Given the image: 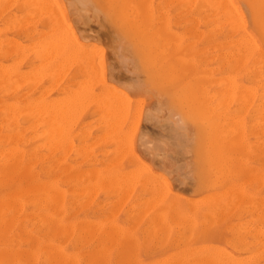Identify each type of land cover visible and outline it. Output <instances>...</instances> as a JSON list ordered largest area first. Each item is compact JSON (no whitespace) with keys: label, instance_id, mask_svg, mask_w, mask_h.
I'll list each match as a JSON object with an SVG mask.
<instances>
[{"label":"rangeland","instance_id":"1","mask_svg":"<svg viewBox=\"0 0 264 264\" xmlns=\"http://www.w3.org/2000/svg\"><path fill=\"white\" fill-rule=\"evenodd\" d=\"M13 1L0 3V152L3 150L0 153V264H47V251L42 253V250L50 241L53 226L54 232L62 231L56 243L77 257L80 264L95 260L102 264H231L238 257H243V264L244 260L245 264H264V57H258L256 64L252 59L244 60L229 73L223 56L226 41L233 44L241 35L231 24L224 23L221 13L205 5H186L179 0H122L131 8L117 0H48L52 7L44 0L49 8L47 4L45 8L41 4V8L39 5L34 8L37 0L33 5L29 3L32 0L28 4L26 0ZM236 3L247 30L263 46L250 3L248 0H236ZM2 6L7 8L4 10ZM25 15L31 23L27 20L24 24ZM66 27L68 30L63 32L69 36L62 32L61 37ZM141 37H145L143 42ZM43 40L52 41L51 44L56 40V46L63 49L59 51L55 46L52 52L57 53L55 58L48 52L51 60L43 61L47 65L41 66L38 64L42 63L41 55L39 59L37 55L46 49L41 51V46L49 42L45 44ZM75 40L82 46L78 51ZM32 42L39 45L37 50ZM70 54L76 55L75 59L70 60L73 58ZM90 54L96 56L91 62ZM62 57L69 63L66 67L63 64L66 60L61 65L58 62ZM92 60L98 62L95 65L98 70ZM36 65L40 68L35 69ZM57 66L62 68L60 72L54 70ZM90 69L96 74L89 72ZM33 75L37 76L36 81ZM227 75L233 76L238 84L235 93L229 96ZM103 88L109 95H104ZM114 93L123 104L126 101L122 109H116L115 115L117 102L109 109L111 102L118 99L111 100ZM69 98L71 103L67 101ZM106 100L107 104H103ZM47 105L49 108L45 109ZM38 107L42 112L38 113ZM108 109L112 112L110 117H106L110 114ZM120 111L123 116L119 115ZM47 117L54 118L46 122ZM46 127L50 135L44 132ZM52 128L56 132H49ZM52 133L58 134L57 137H51ZM130 173L132 178L136 177L130 180ZM158 185L163 190L159 188L160 196L154 188ZM27 189L32 193L27 194ZM150 191L157 193L151 195ZM27 198L30 199L26 201ZM105 228L111 230L114 240ZM75 231L85 235H76ZM111 241L113 244L109 245ZM245 254L253 260L250 256L247 260ZM228 256H234L235 260H228Z\"/></svg>","mask_w":264,"mask_h":264},{"label":"bare ground","instance_id":"2","mask_svg":"<svg viewBox=\"0 0 264 264\" xmlns=\"http://www.w3.org/2000/svg\"><path fill=\"white\" fill-rule=\"evenodd\" d=\"M8 1V0H7ZM7 1L5 0V4L7 3ZM11 1V0H10ZM13 1V0H12ZM15 1V0H14ZM14 1H13V3H14ZM19 1V0H18ZM17 1V2H18ZM21 1V0H20ZM25 1V0H24ZM28 1L29 0H26V2L25 3H27L28 4ZM34 1H36V0H32L31 2H29V3H31L32 5L34 4L33 2ZM42 0H37L36 2H38L37 4L35 3L34 4V8H35V6H36V8L38 7V5H39V7L38 8H41V5L43 6V5H45L44 6V8L46 7V4H47V6L49 5L48 3H50V5L52 6V4H51V2H53V1H51V2H49L48 0H45V2H47L48 1V3H44V0L42 1L44 4H42V2H41ZM112 1V0H111ZM137 1V0H136ZM180 2H184L186 5H205L208 9H214V10H216V11H218V13H221L222 15H223V17H224V19H225V22L224 23H229V24H231V26L233 27V29L235 30V31H237L238 33H240V37L236 40V41H234V43L232 44V41H226V42H228V43H226L227 45L225 46V49H226V51L224 52V54H223V56H224V59H225V62L226 63H228V65H229V73H231V72H233V71H235L237 68H239V66L241 65V63L244 61V60H249V59H252V61L254 62V64H256L257 62H258V57H264V45L263 46H260L259 45V43L255 40V38H254V36H253V34L250 32V31H248L247 30V28H246V26H245V22H244V20H243V17H242V12H241V10H240V7H239V5H237V3H236V0H179ZM121 3L122 4V6L124 5H129L128 3H122L123 1L122 0H117V3ZM172 2V1H171ZM248 2L250 3V7H251V10H252V14H253V20H254V23H255V26H256V29L258 30V32L261 34V37H262V40H263V43H264V1L263 0H248ZM0 3H1V0H0ZM19 3V2H18ZM115 4H116V1L114 2ZM30 4V5H31ZM41 4V5H40ZM111 4V3H110ZM120 4V5H121ZM184 4V5H185ZM2 5V4H1ZM8 5V4H7ZM6 5V6H7ZM18 5V4H17ZM53 5H54V3H53ZM56 5V4H55ZM54 5V6H55ZM113 5V4H112ZM138 5V4H137ZM10 6V5H9ZM26 6V5H25ZM51 6H50V8H51ZM118 6V5H117ZM129 6H131V5H129ZM3 7V6H2ZM30 7V6H29ZM33 7V6H32ZM53 7V6H52ZM64 7V6H63ZM128 7V6H127ZM5 8H7V7H3V9L5 10ZM43 8V9H44ZM47 8H49V6L47 7ZM60 8H62L61 6H60ZM117 8V7H116ZM131 8H132V6H131ZM2 9V10H3ZM1 10V9H0ZM45 10V9H44ZM51 10V9H50ZM52 10H53V8H52ZM54 10H55V8H54ZM130 10V9H129ZM140 10V9H139ZM32 11H34V10H31V14H33L34 12H32ZM37 11H39V9H37ZM36 11V9H35V12H37ZM40 11H41V9H40ZM47 11V10H46ZM58 11V10H57ZM5 12V11H4ZM27 12H30V10L28 11V9H27ZM27 12H23V13H27ZM50 12V11H49ZM55 12V11H54ZM62 12V11H61ZM116 12H119V11H116ZM115 12V13H116ZM140 12V11H139ZM142 12V11H141ZM140 12V13H141ZM9 13V12H8ZM12 13H13V11H12ZM22 13V14H23ZM45 13V12H44ZM47 13V12H46ZM45 13V14H46ZM64 13V12H63ZM124 13V12H123ZM198 13V12H197ZM15 14H17V13H15ZM54 14V13H53ZM61 14V13H60ZM118 15H120L119 13H117ZM18 15H19V13H18ZM30 14H28L27 16H29ZM56 15H57V13H56ZM56 15L54 16V17H56ZM59 15V14H58ZM11 16V15H10ZM21 16V15H20ZM27 16L25 15V17H23L25 20H26V18H27ZM33 16V15H32ZM19 17V16H18ZM121 17V16H120ZM207 17H209V16H207ZM4 17H2V19H3ZM22 18V19H23ZM31 18V17H30ZM51 18V17H50ZM59 18H60V16H59ZM58 18V20H57V23L60 21V19L62 18H60L59 19ZM118 18H119V16H118ZM125 18V17H124ZM136 18V17H135ZM206 18V17H205ZM4 19H6V18H4ZM12 19V18H11ZM18 19V18H17ZM22 19H21V21H22ZM32 19H34V18H32ZM63 19V18H62ZM140 19V18H139ZM176 19V18H175ZM20 20V19H19ZM28 20V19H27ZM27 20L26 21H24V24H25V22H27ZM223 20V19H222ZM3 21V20H2ZM21 21H19V22H21ZM51 21H53V20H51ZM207 21V20H206ZM14 22H15V20H14ZM23 22V21H22ZM28 22H30V20H28ZM124 22V21H123ZM133 22V21H132ZM136 22H138V21H136ZM214 22V21H213ZM220 22V21H219ZM0 23H1V19H0ZM12 23V22H11ZM31 23V22H30ZM121 23V22H120ZM134 23V22H133ZM140 23H142L143 24V22H140ZM5 24H6V22H5ZM32 24H33V22H32ZM35 24V23H34ZM62 23H60V25H61ZM138 24H139V22H138ZM223 24V23H222ZM17 25V24H16ZM58 25V24H57ZM56 25V26H57ZM131 25V24H130ZM133 25V24H132ZM141 25V24H140ZM145 25V24H144ZM154 25H156V24H154ZM153 25V26H154ZM8 26V25H7ZM11 26V25H10ZM50 26V25H49ZM62 26V25H61ZM137 26V25H136ZM202 26V25H201ZM22 27V26H21ZM140 27V26H139ZM143 27V26H142ZM232 27L230 28L231 30H232ZM2 27H0V29H1ZM53 28V30H54V26L52 27ZM63 28H64V25H63ZM131 28V27H130ZM133 28V27H132ZM138 28V27H137ZM5 29V28H4ZM7 29V28H6ZM10 29V28H9ZM21 29V28H20ZM41 29V28H40ZM59 29V28H58ZM58 29H56L57 30V32H58ZM66 29L68 30V28L66 27L65 28V30H63L62 29V31L61 30H59V31H61V37H63V35H62V32L63 31H66ZM128 29V28H127ZM138 29H140V28H138ZM190 29V28H189ZM200 29V28H199ZM202 29V28H201ZM213 29V28H212ZM44 30V29H43ZM134 30V29H133ZM136 30V29H135ZM134 30V31H135ZM157 30H159V29H157ZM1 31V30H0ZM21 31V30H20ZM40 31V30H39ZM137 31V30H136ZM141 31V30H140ZM43 32H45V31H43ZM52 32V31H51ZM54 32V31H53ZM132 32V31H131ZM139 32V31H138ZM155 32V31H154ZM187 32V31H186ZM3 33V32H2ZM17 33V32H16ZM41 33V32H40ZM49 33V32H48ZM64 33V32H63ZM133 33V32H132ZM188 33V32H187ZM43 34V33H42ZM52 34V33H51ZM56 35L58 34V33H55ZM54 34V35H55ZM60 34V33H59ZM66 33H64V35H65ZM153 34V33H152ZM177 34V33H176ZM67 35L68 34H66V36L65 37H67ZM137 35H139V34H137ZM29 36V35H28ZM59 35H57V37H58ZM60 36H59V38H60ZM69 36V35H68ZM140 36H141V34H140ZM143 36V35H142ZM147 36V35H146ZM155 36V35H154ZM7 37H9V36H7ZM7 37H6V41H7ZM50 37V36H49ZM56 37V36H55ZM71 37V36H70ZM132 37H134V36H132ZM177 37V36H176ZM197 37V36H196ZM10 38H12V36H10ZM14 38V37H13ZM36 38V37H35ZM57 39L56 38V40L57 41H59L60 39ZM142 38V37H141ZM152 38H154V37H151V39ZM16 39V38H15ZM18 39V38H17ZM16 39V40H17ZM50 39V38H49ZM63 39V38H62ZM62 39L60 40V41H62ZM71 39V38H70ZM73 39V38H72ZM145 40V37H143L142 38V42ZM5 40V39H4ZM42 40V39H41ZM46 40V39H45ZM51 40V39H50ZM56 40H55V43H53V44H51L52 43V41H53V39H52V41H51V43H50V41L49 40H47V41H44V43L46 42H48L46 45H47V47H46V45L44 46V44H43V41H42V44H43V46H41V51L44 49V48H46V49H48V51L46 52V49H44L45 50V52H44V50H43V52H39V54L37 55V57L38 56H43L45 53L47 54L48 52H50V54L52 55V57L53 58H55L54 56L55 55H57V53H55V54H53L52 52H53V48L56 46ZM135 40V39H134ZM146 40H147V38H146ZM149 40V39H148ZM155 40V39H154ZM182 40V39H181ZM213 40V39H212ZM9 41V40H8ZM11 41V40H10ZM18 41H20V40H18ZM64 41H65V38H64ZM64 41H63V43H64ZM192 41V40H191ZM11 42H13V39H12V41ZM16 42V41H15ZM69 42V41H68ZM132 42V41H131ZM137 42V41H136ZM135 42V43H136ZM139 42V41H138ZM141 42V43H142ZM184 42V41H183ZM0 43H2V42H0ZM6 43V42H5ZM18 43V42H17ZM21 43V42H20ZM28 43V42H27ZM33 43L34 42H32V45H33ZM35 43H36V41H35ZM38 43H39V41H38ZM62 43V42H61ZM62 43V44H63ZM65 43H67V40L65 41ZM79 41L78 40H75V45H76V47H78L77 48V51H78V49H80V48H82V46L80 47V45H79ZM147 43V42H146ZM185 43V42H184ZM13 44H14V42H13ZM29 44V43H28ZM51 44V47L49 46V45ZM59 43H57V45H58ZM186 44V43H185ZM22 45V44H21ZM25 45V44H24ZM32 45H31V47H32ZM39 45H41L40 43H39ZM39 45L37 44V46L39 47ZM59 45H61V44H59ZM58 45V46H59ZM141 45V44H140ZM143 45V44H142ZM29 46H30V44H29ZM33 46H35V45H33ZM37 46H35L36 47V49L35 50H37ZM53 46V47H52ZM63 46V45H62ZM61 46V47H62ZM202 46V45H201ZM22 47V46H21ZM27 47V46H26ZM49 47L51 48V49H49ZM73 47V46H72ZM80 47V48H79ZM186 47V46H185ZM198 47V46H197ZM199 47H200V45H199ZM4 48V47H3ZM56 48H58L57 46H56ZM60 48V47H59ZM58 48V49H59ZM145 48V47H144ZM181 48H182V46H181ZM186 48H188V47H186ZM219 48V47H218ZM6 49V48H5ZM17 49V48H16ZM24 49V48H23ZM61 49H63V48H61ZM61 49H59V51L61 50ZM7 51L9 50V48L8 49H6ZM14 50V49H13ZM38 50H39V48H38ZM84 51V49H81L80 50V52H83ZM86 50V52H87V48L85 49ZM90 50V49H89ZM146 50V49H145ZM192 50V49H191ZM11 51V50H10ZM55 51L57 52V49H55ZM58 51V53H60ZM22 52V51H21ZM36 52V51H35ZM71 53H73L72 51H70ZM85 52V51H84ZM84 52L82 53V54H84ZM9 53V52H8ZM17 53V52H16ZM41 53V54H40ZM43 53V54H42ZM92 53V52H91ZM149 53V52H148ZM17 54H19V53H17ZM22 54V53H21ZM35 54V53H34ZM45 54V55H46ZM49 54V53H48ZM47 54V55H48ZM48 55V57H47V55L45 56H43V57H41L40 56V59H39V57H38V59L39 60H41L42 61V63H38V64H40L41 66H44V64H46L45 62L43 63V61H45V60H48V62H49V60H51V55ZM66 54H68V53H66ZM78 54V53H77ZM87 55V57L89 56L88 55V53H86ZM94 54V53H93ZM142 54V53H141ZM65 55V54H64ZM71 55V54H70ZM70 55L68 56V59L70 58ZM91 55V58H89V60L90 59H96V56L95 57H93L94 55H92V54H90ZM140 55V54H139ZM146 55H148V54H146ZM156 55V54H155ZM196 55V54H195ZM35 56V55H34ZM151 56V55H150ZM159 56V55H158ZM164 56V55H163ZM178 56V55H177ZM22 57V56H21ZM50 57V58H49ZM56 57H58V56H56ZM64 57H67V56H64ZM71 57H73L72 55H71ZM75 57H76V55H75ZM75 57H73L72 59H70V60H73V59H75ZM78 57V56H77ZM82 57H85V55H82ZM81 57V58H82ZM86 57V58H87ZM148 57V56H147ZM147 57L145 58V59H147ZM154 56H153V53H152V58H153ZM156 57V56H155ZM155 57H154V59H155ZM161 57V56H160ZM16 58V57H15ZM17 58H18V56H17ZM42 58V59H41ZM43 58H46V59H44L43 60ZM47 58H49V59H47ZM52 58V59H53ZM63 58V57H62ZM80 58V59H81ZM175 58V57H174ZM5 59V58H4ZM61 59V58H60ZM157 59H158V57H157ZM160 59V58H159ZM58 60V59H57ZM62 60H66L67 61V58H63V59H61L60 61H58L59 63L60 62H62ZM17 61V60H16ZM76 61V60H75ZM97 61H98V59H97ZM97 61H94L93 62V60H92V63H94V67L96 68V66H98V62ZM157 61V60H156ZM159 61V60H158ZM190 61V60H189ZM47 62V61H46ZM47 62V63H48ZM51 62V61H50ZM57 62V64H59ZM87 62H89L88 61V59H87ZM90 62H91V60H90ZM161 62V61H160ZM12 63V62H11ZM14 63V62H13ZM66 63H68V61L67 62H63V64H65V67H66ZM71 63H72V61H71ZM96 63V64H95ZM100 63V62H99ZM4 64V63H3ZM36 64V63H35ZM56 64V63H55ZM62 63H60V65H61ZM151 64V63H150ZM157 64H158V62H157ZM165 64V63H164ZM221 64H223L222 62H221ZM5 65V64H4ZM40 65L38 66V65H36V67H35V69H37L38 67L40 68ZM47 65V64H46ZM67 65H69V63L67 64ZM71 65V64H70ZM96 65V66H95ZM156 65V64H155ZM7 66H8V64H7ZM19 66V65H18ZM30 66V65H29ZM38 66V67H37ZM56 66V65H55ZM64 66V65H63ZM102 66V65H101ZM17 67V66H16ZM62 67V66H61ZM178 67V66H177ZM10 68V67H9ZM98 68V67H97ZM96 68V69H97ZM101 68V67H100ZM180 68V67H179ZM255 68V67H254ZM6 69V68H5ZM32 69V68H31ZM62 69V68H61ZM60 69V67L58 68V66H57V68L56 69H54V70H58V72H60L59 70H61ZM89 69V68H88ZM50 70V69H49ZM63 70H64V67H63ZM98 70V69H97ZM179 70V69H178ZM187 70V69H186ZM32 71V70H31ZM45 71H47V70H45ZM93 70H91L90 69V71L89 72H91V73H93L92 72ZM26 72V71H25ZM28 72H29V69H28ZM33 72V71H32ZM31 72V74H29L28 76H30V75H32L33 73ZM40 72V71H39ZM41 72H42V70H41ZM40 72V75L39 76H42V73ZM48 72V71H47ZM51 72V71H50ZM49 72V73H50ZM10 73V72H9ZM16 73H17V71H16ZM36 73H37V71H36ZM56 72H54V74H55ZM98 73V72H97ZM181 73H182V71L180 70V75H181ZM1 74H2V72L0 71V76H1ZM12 74V73H11ZM18 74V73H17ZM44 74V73H43ZM45 74H46V72H45ZM51 74V73H50ZM54 74H53V76H54ZM93 74H96V71H95V73H93ZM255 74V73H254ZM6 75V74H5ZM14 75V74H13ZM19 75V74H18ZM56 75V74H55ZM90 75H92V74H90ZM231 75V74H230ZM230 75H227L226 76V85H227V93H228V96L230 95V94H234L235 93V90H236V88L238 87V84H237V81H236V79L233 77V76H230ZM262 75V74H261ZM7 76V75H6ZM17 76V75H16ZM21 76H23V73H22V75ZM37 76H38V74H37ZM37 76H32L34 79L37 77ZM39 76H38V78H39ZM59 76H60V74H59ZM214 76H215V74H214ZM251 76V75H250ZM56 77V76H55ZM187 77V76H186ZM253 77H255V75H253ZM252 77V78H253ZM16 78V77H15ZM38 78H36L35 79V81L38 79ZM54 78V77H53ZM92 78V77H91ZM222 78V77H221ZM237 78V77H236ZM20 79V78H19ZM31 78H28V80H30ZM192 79V78H191ZM255 79L257 80V79H259V78H257V77H255ZM9 80V79H8ZM12 80V79H11ZM21 80V79H20ZM54 80V79H53ZM92 80H95V79H92ZM17 81L19 82V80H18V78H17ZM32 81V80H31ZM82 81H84V80H82ZM192 81V80H191ZM9 82V81H8ZM11 82V81H10ZM53 82V81H52ZM92 82V81H91ZM195 82V81H194ZM35 83V82H34ZM15 84V83H14ZM19 84V83H18ZM18 84H15L16 86L18 85ZM77 84V83H76ZM88 84V83H87ZM186 84V83H185ZM184 84V85H185ZM187 84H188V82H187ZM189 84H191V82H189ZM245 84V83H244ZM90 85H91V83H90ZM93 85V84H92ZM94 85H95V82H94ZM34 86V85H33ZM88 86V85H87ZM105 86H107L108 87V85H105ZM104 86V87H105ZM112 86V85H111ZM187 86V85H186ZM190 86V85H189ZM219 86V85H218ZM27 87V86H26ZM79 87V86H78ZM83 87H86V86H83ZM7 88V87H6ZM44 88V87H43ZM46 88H48V87H46ZM88 88V87H87ZM90 88V87H89ZM252 88V87H251ZM7 89H9V88H7ZM11 89V88H10ZM78 89V88H77ZM82 89V88H81ZM107 89H111L110 87L109 88H107ZM225 89V88H224ZM255 89V88H254ZM68 90V89H67ZM8 91V90H7ZM70 91V90H69ZM79 91H80V89H79ZM78 91V92H79ZM101 91V90H100ZM103 91H104V88H103ZM110 90H108V92H109ZM15 92V91H14ZM28 92V91H27ZM43 92V91H42ZM41 92V93H42ZM44 92H46L45 90H44ZM71 92V91H70ZM77 92V93H78ZM96 92V91H95ZM94 92V93H95ZM106 92V93H105ZM226 92V91H225ZM261 92V91H260ZM23 93V92H22ZM67 93H69V92H67ZM75 93V92H74ZM80 93H82V92H80ZM105 93V94H104ZM104 95H109L108 93H107V90L106 91H104ZM110 93V92H109ZM112 93V92H111ZM259 93V92H258ZM263 93V92H262ZM18 94V93H17ZM79 94V93H78ZM77 94V95H78ZM101 94H102V92H101ZM103 94H102V96H103ZM225 94V93H224ZM253 94V93H252ZM44 95V94H43ZM69 95H71L70 93H69ZM86 95V94H85ZM239 95V94H238ZM257 95V94H256ZM42 96V95H41ZM53 96V95H52ZM72 96V95H71ZM71 96H69V97H71ZM76 96V95H75ZM79 96H80V94H79ZM112 96V95H111ZM240 96V95H239ZM31 98H32V96H30ZM39 97H40V95H39ZM51 97V96H50ZM64 97H65V95H64ZM77 97V96H76ZM88 97V96H87ZM92 97H93V95H92ZM115 97V98H114ZM119 97H120V95H119ZM123 97V96H122ZM54 98V97H53ZM63 98V97H62ZM96 98H100V96L98 97V94H97V97ZM118 98V97H117ZM116 98V95H115V93H114V95H113V97L111 98V100L112 99H117ZM124 98V97H123ZM225 98H228L227 96H225ZM251 98V97H250ZM20 99V98H19ZM50 98H48L47 100H49ZM51 99H52V97H51ZM60 99V98H59ZM64 99V98H63ZM70 99L71 98H69L67 101H69L70 102ZM74 99H75V97L73 98V100L72 101H74ZM77 99H79V98H77ZM102 99V98H101ZM30 99H27V101H29ZM56 100V99H55ZM82 100V99H81ZM80 100V101H81ZM86 100V99H85ZM100 100V99H99ZM99 100H98V102H99ZM122 99H120V98H118L117 99V101H110L111 102V104H110V107H109V105H108V107H109V109H112V108H114V107H112L111 105H113V102L115 103V102H117L116 104H117V106H118V104H119V106H118V108H117V106H116V108H114V111H113V115H115V111H116V109L119 111L120 109H122L123 107H124V104H126V101H124V104L122 103L123 102V100L121 101ZM226 100V99H225ZM247 100V99H246ZM26 101V102H27ZM35 101H37V100H35ZM39 101V100H38ZM44 101H46V100H44ZM53 101V100H52ZM63 101V100H62ZM79 101V100H78ZM83 101H84V98H83ZM89 101V100H88ZM92 101H95L94 99H92ZM109 101V100H108ZM221 101V100H220ZM222 101H223V99H222ZM236 101V100H235ZM249 101V100H248ZM10 102V101H9ZM25 102V101H24ZM34 102V101H33ZM60 102L61 101H59V104L58 105H60ZM96 102V101H95ZM100 102H101V100H100ZM107 102V100L105 101V103H103V104H107L106 103ZM109 102V103H110ZM122 103V105H120L121 103ZM228 102H230V100L228 101ZM7 103H8V101H7ZM11 103V102H10ZM42 103H43V101H42ZM45 103V102H44ZM47 103V102H46ZM71 103V102H70ZM75 103V102H74ZM78 103V102H77ZM224 103V102H223ZM255 103H258V102H255ZM48 104V103H47ZM65 104V103H64ZM67 104V103H66ZM66 104H65V106H66ZM79 104V103H78ZM89 104V103H88ZM99 104V103H98ZM102 104V103H101ZM41 105V104H40ZM39 105V106H40ZM51 105V104H50ZM57 104H56V106H58ZM63 105V104H62ZM96 105V104H95ZM9 106V105H8ZM41 106H43V104L41 105ZM40 106V107H41ZM45 106V105H44ZM55 106V107H56ZM79 106H81V105H79ZM105 106V105H104ZM121 106V107H120ZM263 106V105H262ZM12 108H13V106H11ZM17 107V106H16ZM33 107H34V103H33ZM36 107V106H35ZM47 107L49 108V106L47 105L46 106V108L45 107H43V108H45V109H47ZM52 107H53V105H52ZM51 107V108H52ZM63 107V106H62ZM82 107V106H81ZM107 107V106H106ZM120 107V108H119ZM259 107V106H258ZM42 108V109H43ZM71 108V107H70ZM79 108V107H78ZM85 108V107H84ZM126 108V107H125ZM257 108V107H256ZM255 108V109H256ZM261 108V107H260ZM6 109V108H5ZM22 109V108H21ZM32 109V108H31ZM35 109V108H34ZM38 109H39V107H38ZM63 109V108H62ZM76 109V108H75ZM80 109V108H79ZM109 109H108V111H109ZM8 110V109H7ZM10 110H12L11 108H10ZM18 110V109H17ZM44 110V109H43ZM50 110V109H49ZM56 110V109H55ZM65 110V109H64ZM68 110V109H67ZM82 110H84V109H82ZM104 110V109H103ZM106 110V109H105ZM21 111V110H20ZM20 111H19V113H20ZM57 111V110H56ZM59 111V110H58ZM69 111V110H68ZM77 111H78V109H77ZM124 111V110H123ZM259 111V110H258ZM4 112H6V110L4 111ZM11 112V111H10ZM22 112V111H21ZM28 113H29V111H27ZM39 112H42L40 109L38 110V113ZM46 112V111H45ZM102 112H104V111H102ZM110 112V111H109ZM24 113V112H23ZM32 113H34V111L32 112ZM49 113H52V112H49ZM64 114H65V112H63ZM68 113V112H67ZM78 113H80V112H78ZM117 113V112H116ZM124 113H125V111H124ZM30 114V113H29ZM44 114V113H43ZM54 114V113H53ZM104 114H107L106 112L104 113ZM118 114V113H117ZM116 114V115H117ZM121 114V111H120V113H119V115ZM3 115V114H2ZM32 115V114H31ZM36 115H37V113H36ZM34 116V117H36V118H38L37 116ZM49 115H51V114H49ZM62 115V114H61ZM110 115H112V112H110V114L108 115V116H106V117H110ZM122 115V114H121ZM120 115V116H121ZM259 115V114H258ZM11 116V115H10ZM43 116V115H42ZM52 116H54V115H52ZM59 116V115H58ZM66 116H68V115H66ZM73 116V115H72ZM123 116V115H122ZM261 116V115H260ZM14 117V116H13ZM15 117H16V114H15ZM65 117V116H64ZM63 117V118H64ZM111 117H114V116H111ZM116 117V116H115ZM114 117V118H115ZM52 118H54V117H52ZM52 118H49V120H48V117H47V121L46 122H48V121H50ZM68 118V117H67ZM117 118V117H116ZM116 118L114 119V120H116ZM11 119V118H10ZM56 119V118H55ZM54 119V120H55ZM112 119V118H111ZM111 119H110V123H109V125L107 124V127L109 126L110 127V124H111ZM120 119V118H119ZM39 120V119H38ZM56 120H58V119H56ZM55 120V121H56ZM109 120V119H108ZM117 120H118V118H117ZM121 120V119H120ZM42 121V120H41ZM45 122V123H46ZM51 122V121H50ZM53 122V121H52ZM64 122H65V120L63 121V124H64ZM112 123H114V121H112ZM60 124V123H59ZM62 123H61V125H63ZM65 125V124H64ZM63 125V126H64ZM80 125V124H79ZM23 126V125H22ZM25 126V125H24ZM53 126V128H54V125H52ZM56 126V125H55ZM34 127V126H33ZM260 127V126H259ZM35 128V127H34ZM46 128H47V131H46ZM46 128H44V132H48V129L49 128H51L50 127V124H49V128L48 127H46ZM50 129V131L49 132H52V131H55L56 132V130L57 129H59V127H56L57 129L56 130H54V129ZM60 128L62 129V126H60ZM64 129V128H63ZM40 130V129H39ZM52 130V131H51ZM34 131V130H33ZM64 131V130H63ZM39 132V131H38ZM44 132H41V134L42 133H44ZM61 132V131H60ZM5 134V133H4ZM39 134V133H38ZM40 134V135H41ZM48 134V133H47ZM53 134V133H52ZM56 133H54L51 137H53L54 135H55ZM58 134H59V131H58ZM58 134H56V135H58ZM64 134V133H63ZM258 134V133H257ZM43 135V134H42ZM48 135H50V134H48ZM55 135V137H57ZM60 135V134H59ZM228 136V135H227ZM260 136V135H259ZM48 137V136H47ZM46 137V141H47V138ZM1 138V137H0ZM5 138V137H4ZM15 139V138H14ZM63 139V138H62ZM61 139V140H62ZM2 140V139H1ZM43 141V140H42ZM54 141H55V139H54ZM59 141V138H58V140H57V142ZM26 142V141H25ZM45 141H43V142H41L42 144H45L44 143ZM0 143H2L1 141H0ZM27 143V142H26ZM53 143V142H52ZM67 143H68V141H67ZM51 144V143H50ZM2 145V144H1ZM13 145V144H12ZM23 145V144H22ZM45 146V145H44ZM47 146V145H46ZM8 147H10V145L8 146ZM15 147H19V146H15ZM43 147V146H42ZM48 148H50L49 146H47ZM52 147V146H51ZM65 147V146H64ZM69 147H72V145L70 146L69 145ZM69 147H68V149H69ZM6 148V147H5ZM20 148V147H19ZM1 149V148H0ZM10 149V148H9ZM58 149V148H57ZM25 150V149H24ZM1 151V150H0ZM13 151V150H12ZM51 151V150H50ZM65 151V150H64ZM68 151H70V150H68ZM81 151V150H80ZM2 152H3V150H2ZM2 152H0V153H2ZM10 152V151H9ZM53 152V151H52ZM85 152V151H84ZM87 152V151H86ZM47 153V152H46ZM66 153V155H68L67 154V152H65ZM74 153V152H73ZM80 153V152H79ZM8 154V153H7ZM7 154H5V155H7ZM59 154V153H58ZM57 154V155H58ZM81 154V153H80ZM10 155V154H9ZM8 155V156H9ZM45 155V154H44ZM56 155V156H57ZM65 156V155H64ZM82 156V155H81ZM7 157V156H6ZM12 157V156H11ZM55 157V156H54ZM73 157V156H72ZM37 158V157H36ZM56 158V157H55ZM70 158V157H69ZM39 159H41V158H39ZM59 159V158H58ZM51 160V159H50ZM53 160V159H52ZM60 160V159H59ZM110 160V159H109ZM139 160V159H138ZM16 161V160H15ZM34 161V160H33ZM57 161V160H56ZM66 161V160H65ZM80 161V160H79ZM235 161V160H234ZM257 161V160H256ZM52 162V161H51ZM50 162V163H51ZM93 162V161H92ZM48 163V162H47ZM142 163V162H141ZM46 164V163H45ZM25 165H27V164H25ZM258 166V165H257ZM38 167H39V165H38ZM41 167V166H40ZM67 167V166H66ZM261 167V166H260ZM55 168V167H54ZM64 168V167H63ZM99 168V167H98ZM33 169H36V168H33ZM140 169H142L141 167H140ZM45 170V169H44ZM53 170V169H52ZM12 171V170H11ZM33 171V170H32ZM35 171V170H34ZM37 171H38V169H37ZM36 171V172H37ZM63 171V170H62ZM120 171V170H119ZM142 171H146V170H144V169H142ZM22 172V171H21ZM49 172V171H48ZM65 172V171H64ZM132 172V171H131ZM135 171H133L132 173H134ZM138 172H139V168H138ZM13 173V172H12ZM31 173V172H30ZM35 173V172H34ZM109 173H110V171H109ZM112 173V172H111ZM19 174V173H18ZM29 174V173H28ZM43 174V173H42ZM124 174V173H123ZM126 174V173H125ZM22 175H24V173H22ZM32 175V174H31ZM34 175V174H33ZM38 175V174H37ZM135 175V174H134ZM53 176V175H52ZM124 176H126V175H124ZM128 176H129V174H128ZM132 175H131V173H130V180H131V177ZM154 176V175H153ZM24 177V176H23ZM33 177V176H32ZM67 177V176H66ZM73 177V176H72ZM92 177V176H91ZM134 177H136V176H133V178L132 179H134ZM156 177V176H155ZM46 178V177H45ZM45 178H43L42 177V179H45ZM48 178V177H47ZM63 178V177H62ZM62 178H59V179H62ZM124 178H126V177H124ZM128 178V177H127ZM25 179V178H24ZM32 179V178H31ZM39 179H41V177L39 176ZM64 179V178H63ZM67 179H70V178H67ZM116 179V178H115ZM114 179V180H115ZM22 180V179H21ZM35 180V179H34ZM47 180V179H46ZM49 180H51L50 178H49ZM103 180V179H102ZM113 180V179H112ZM112 180H111V182H112ZM122 180V179H121ZM129 180V179H128ZM32 181H33V179H32ZM63 181V180H62ZM65 181V180H64ZM80 181V180H79ZM106 180H104V182H105ZM109 181V180H108ZM118 181V180H117ZM123 181V180H122ZM135 182L137 181V180H134ZM153 181V180H152ZM29 182V181H28ZM93 183H94V181H92ZM131 182H133V180L131 181ZM145 182H146V180H145ZM30 183V182H29ZM46 183V182H45ZM77 183H78V180H77ZM82 183V182H81ZM106 184H107V182H105ZM110 183V182H109ZM117 183V182H116ZM120 182H118V184H119ZM122 183V182H121ZM123 183H125V185H126V182H123ZM147 183V182H146ZM75 184V183H74ZM114 184V183H113ZM129 184V183H128ZM143 184V183H142ZM151 184V183H150ZM155 184V183H154ZM3 185V184H2ZM23 185V184H22ZM42 185V184H41ZM91 185V184H90ZM90 185H88L89 186V188H90ZM153 185V184H152ZM29 187L31 186V185H28ZM53 186V185H52ZM57 186H59V185H57ZM56 186V187H57ZM66 186V185H65ZM70 186V185H69ZM69 186H66V187H69ZM74 186V185H73ZM81 186V185H80ZM104 186V185H103ZM107 186V185H106ZM115 186V185H114ZM120 186H122L121 184H120ZM119 186V187H120ZM147 186H148V183H147ZM150 186V185H149ZM37 186H35L34 187V190H35V188H36ZM60 188H62L61 186H59ZM71 187V186H70ZM97 187V186H96ZM163 187V186H162ZM166 187V186H165ZM164 187V188H165ZM41 188V187H40ZM47 187H45V189H46ZM86 188H88L87 186L85 187V189ZM91 188H93V186H91ZM108 188V187H107ZM118 188V187H117ZM122 188H123V186H122ZM155 188V190L157 189V191L159 190V188L162 190V188L161 187H159V185H158V187L156 186V187H154ZM11 189V188H10ZM28 189H30V188H28ZM28 189H27V192H28ZM64 189V188H63ZM84 189V190H85ZM99 189V188H98ZM112 189V188H111ZM115 188H113V190H114ZM125 189V188H124ZM22 190H23V188H22ZM31 190V189H30ZM29 190V191H30ZM40 190V189H39ZM83 190V191H84ZM94 190V189H93ZM117 190V189H116ZM126 190V189H125ZM128 190V189H127ZM131 189H129V191H130ZM161 190H160V192H161ZM19 191H21V189H19ZM33 191V190H32ZM69 191V190H68ZM74 191V190H73ZM78 191H79V189H78ZM88 191H89V189H88ZM91 191V190H90ZM95 191V190H94ZM157 191H154V193H157ZM168 191V190H167ZM167 191H166V193H167ZM205 191V190H204ZM227 191V190H226ZM23 192V191H22ZM35 192V191H34ZM49 192V191H48ZM75 192V191H74ZM76 192H77V190H76ZM92 192V191H91ZM151 192V191H150ZM162 192H163V190H162ZM213 192V191H212ZM20 193V192H19ZM32 193V192H31ZM31 193H27V194H31ZM53 193V192H52ZM69 193V192H68ZM71 193V192H70ZM87 193V192H86ZM120 193V192H119ZM123 193V192H122ZM127 193H129V192H127ZM152 193V192H151ZM154 193H152L151 195H154ZM208 193V192H207ZM9 194V193H8ZM16 194V193H15ZM23 194V193H22ZM26 194V195H27ZM72 194H73V192H72ZM74 194H76V193H74ZM79 194V193H78ZM94 194H95V192H94ZM126 194V193H125ZM19 195H21V194H19ZM18 195V196H19ZM25 195V194H24ZM52 195H54V194H52ZM90 195V197H91V193L89 194ZM114 195V194H113ZM121 195V194H120ZM124 195V194H123ZM158 195L160 196V193H159V191H158ZM205 195H206V193H205ZM41 196V195H40ZM56 196H57V194H56ZM165 196V195H164ZM16 197H17V195H16ZM30 197H32V196H30ZM41 197H43V196H41ZM59 197V196H58ZM58 197H56L57 199H58ZM150 197V196H149ZM207 197V196H206ZM54 198V200H57L55 197H53ZM84 198V197H83ZM86 198V197H85ZM92 198V197H91ZM161 198V197H160ZM30 199V198H29ZM28 198L26 199V201L27 200H29ZM35 199V198H34ZM87 199V198H86ZM152 197H150V199L149 200H151L152 201ZM159 199V198H158ZM205 199V198H204ZM23 200H24V198H23ZM42 200V199H41ZM52 200V199H51ZM50 200V201H51ZM92 200V199H91ZM145 200V199H144ZM143 200V201H144ZM148 200V201H149ZM32 201V200H31ZM158 201V200H157ZM203 201V200H202ZM217 201V200H216ZM11 202V201H10ZM24 202V201H23ZM42 202V201H41ZM53 203H54V201H52ZM57 202V201H56ZM58 202H59V200H58ZM145 202V201H144ZM205 202V201H204ZM7 203H8V201H7ZM13 203V202H12ZM34 203V202H33ZM90 203V202H89ZM4 204V203H3ZM9 204V203H8ZM36 204V203H35ZM73 204V203H72ZM144 204V203H143ZM152 204H153V202H152ZM12 205V204H11ZM15 205V204H14ZM13 205V206H14ZM147 205V204H146ZM258 205V204H257ZM34 206V205H33ZM55 206V205H54ZM12 207V206H11ZM15 208L17 207V206H14ZM57 207V206H56ZM144 207V206H143ZM14 208V209H15ZM32 207H30V209H31ZM50 209H52L51 207H49ZM65 208V207H64ZM113 208V207H112ZM20 209V208H19ZM35 209V208H34ZM146 209V208H145ZM6 210H7V207H6ZM31 210H33V209H31ZM27 211V210H26ZM29 211V210H28ZM57 211V210H56ZM55 211V212H56ZM255 211V210H254ZM53 212V211H52ZM17 213V212H16ZM23 213V212H22ZM142 213V212H141ZM13 214H15V213H13ZM24 214V213H23ZM60 214V213H59ZM9 215V214H8ZM21 215V214H20ZM25 215H26V212H25ZM141 215V214H140ZM255 215V214H254ZM69 216V215H68ZM217 216V215H216ZM40 217H41V215H40ZM150 217V216H149ZM151 217H153V216H151ZM255 217H256V215H255ZM12 218H14V217H12ZM21 218V217H20ZM25 218H26V216H25ZM47 218V217H46ZM19 219V218H18ZM29 219V218H28ZM36 219V218H35ZM44 219V218H43ZM153 219H154V217H153ZM11 220V219H10ZM37 220H38V218H37ZM47 220V219H46ZM152 220V219H151ZM7 221H8V219H7ZM35 221V220H34ZM49 221V220H48ZM148 221H150V220H148ZM153 222H154V220H152ZM218 221V220H217ZM254 221V220H253ZM3 222V221H2ZM28 222V221H27ZM53 222V221H52ZM156 222V226H157V222L158 221H155ZM178 222V221H177ZM186 222H187V220H186ZM257 222V221H256ZM259 222V221H258ZM8 223V222H7ZM35 223H36V221H35ZM46 223V222H45ZM44 223V224H45ZM78 223V222H77ZM151 223V222H150ZM172 223V222H171ZM38 224V223H37ZM48 224H49V222H48ZM47 223H46V225H48ZM51 224V223H50ZM144 224V223H143ZM176 224V223H175ZM5 225V224H4ZM9 225V224H8ZM84 225H86V224H84ZM84 225H83V227H81L82 229L84 228ZM177 225V224H176ZM50 226V225H49ZM92 226V225H91ZM129 226V225H128ZM154 226V225H153ZM5 227V226H4ZM86 227H87V225H86ZM125 227V226H124ZM2 227H0V229H1ZM66 228V227H65ZM143 228V227H142ZM148 229H149V227H147ZM185 228H187V227H185ZM184 228V229H185ZM6 230H7V228H5ZM20 229V228H19ZM54 226H53V231L51 232V229H50V232H51V238H50V241L47 243V245H46V247H47V250L45 249H43L42 250V253H43V251L45 252V251H47L46 253H47V257H48V259H47V264H80V262H79V259L77 258V257H75V256H72V255H70V254H68L67 253V251L64 249V247L63 246H61L60 244H58V243H56V240L57 239H59V238H61L60 236H62V231L61 232H54ZM66 229H68V228H66ZM66 229H63V230H66ZM88 229V228H87ZM147 229V230H148ZM47 230V229H46ZM59 230V229H58ZM105 230H106V228H105ZM113 230V229H112ZM37 231V230H36ZM68 231V230H67ZM83 231V230H82ZM106 231H108L107 233L110 235V236H112V238L111 239H113V238H115L114 236H113V234H111L112 232H111V230H106ZM149 231V230H148ZM186 231V230H185ZM5 232V231H4ZM20 232V231H19ZM64 232V231H63ZM71 232V231H70ZM78 232L79 231H77V233H76V231H75V234L77 235L78 234ZM88 231H86V233H87ZM143 232V231H142ZM147 232V231H146ZM183 232V231H182ZM82 233V232H81ZM96 233V232H95ZM101 233V232H100ZM159 233H160V231H159ZM188 233V232H187ZM3 234V233H2ZM80 234V233H79ZM78 234V235H79ZM84 235H85V232L83 233ZM83 234H80V235H82V236H84ZM88 234V233H87ZM90 235H91V233H89ZM104 234V233H103ZM115 234V233H114ZM144 234H145V232H144ZM184 234V233H183ZM42 235V234H41ZM65 235H66V232H65ZM96 235H97V233H96ZM3 236H5V235H3ZM87 236V235H86ZM93 236V235H92ZM99 236V235H98ZM107 236V235H106ZM259 236V235H258ZM1 237V236H0ZM67 238H68V234H67V236H66ZM74 237H75V235H74ZM100 237V236H99ZM99 237H97V238H99ZM2 238V237H1ZM25 238H27V237H25ZM25 238H24V241H25ZM65 238V237H64ZM63 238V239H64ZM146 238V237H145ZM187 238V237H186ZM40 239V238H39ZM66 239V238H65ZM83 239H85V238H83ZM88 239V238H87ZM100 239V238H99ZM147 239V238H146ZM3 240V239H2ZM80 240V239H79ZM114 240V239H113ZM100 241V240H99ZM258 241V240H257ZM264 241V240H263ZM16 242V241H15ZM14 242V243H15ZM96 243V242H95ZM113 244V242L111 241L110 243H108L109 245L110 244ZM144 243V242H143ZM32 245H34V244H32ZM94 245V244H93ZM107 245V244H106ZM108 245V246H109ZM79 246V245H78ZM97 246V245H96ZM158 246V245H157ZM182 246V245H181ZM204 246V245H203ZM233 246H235V245H233ZM259 247V246H258ZM257 247V248H258ZM261 247V246H260ZM26 248V247H25ZM41 248V247H40ZM80 248V247H79ZM205 248H206V246H205ZM23 249V248H22ZM94 249V248H93ZM194 249V248H193ZM201 249V248H200ZM222 249V248H221ZM244 249V248H243ZM260 249V248H259ZM84 250V249H83ZM119 250V249H118ZM191 250V249H190ZM203 250V249H202ZM237 250V249H236ZM193 251V250H192ZM196 251V250H195ZM198 251V250H197ZM224 251H225V249H224ZM225 252H227V253H229L228 251H225ZM93 252H91V254H92ZM215 253V252H214ZM257 253H258V251H257ZM24 254V253H23ZM86 254H88V253H86ZM218 254V253H217ZM230 254V253H229ZM253 254H254V252H253ZM4 255V254H3ZM101 255V254H100ZM99 255V256H100ZM228 255V254H227ZM231 255V254H230ZM246 255V254H245ZM250 255H252V253L250 254ZM249 255V256H250ZM256 255V254H255ZM24 256V255H23ZM87 256V255H86ZM192 256V255H191ZM214 256V255H213ZM218 256V255H217ZM242 256H244V254L242 255ZM248 256V254L245 256L246 257V259L249 257ZM1 257V256H0ZM10 257V256H9ZM25 257V256H24ZM23 257V258H24ZM103 257V256H102ZM224 258H225V256H223ZM232 257H234V256H232ZM230 258L229 256L228 257H226V258H229L228 260H231V259H234L235 260V257L234 258ZM238 257V256H237ZM241 257V256H240ZM254 257V256H253ZM256 257V256H255ZM262 257V256H261ZM8 258V257H7ZM178 258V257H177ZM189 258V257H188ZM214 258V257H213ZM220 258H221V255H220ZM241 258H243V257H241ZM241 258H239L238 257V260L239 259H241ZM9 259V258H8ZM104 259V258H103ZM167 259V258H166ZM216 259V258H215ZM219 259V258H218ZM249 259L250 260H253V259H251V256L249 257ZM259 259V258H258ZM94 260V259H93ZM102 260V259H101ZM163 260V259H162ZM195 260V259H194ZM198 260V259H197ZM238 260H237V258H236V263L235 262H232L231 264H239V262H238ZM243 259H241V261H240V264L242 263L243 264V261H242ZM248 260V259H247ZM247 260H246V262H247ZM249 260V261H250ZM192 261V260H191ZM194 262V261H193ZM202 262H203V260H202ZM205 262V261H204ZM211 262V261H210ZM209 262V263H210ZM213 262V261H212ZM226 261H224V263H225ZM238 262V263H237ZM185 263V262H184ZM199 263V262H198ZM91 264H102V263H98V262H96V260L95 261H93V262H91ZM104 264H108V263H104ZM155 264V263H154ZM157 264V263H156ZM172 264V263H171ZM192 264V263H191ZM200 264V263H199ZM203 264V263H202ZM244 264H245V260H244Z\"/></svg>","mask_w":264,"mask_h":264}]
</instances>
